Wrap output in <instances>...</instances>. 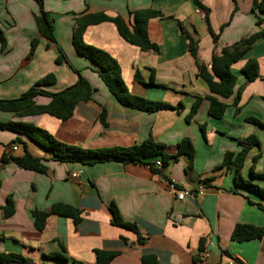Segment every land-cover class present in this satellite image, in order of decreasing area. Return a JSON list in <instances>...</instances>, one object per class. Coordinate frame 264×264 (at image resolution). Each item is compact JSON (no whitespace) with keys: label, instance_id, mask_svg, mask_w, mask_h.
<instances>
[{"label":"crops","instance_id":"1","mask_svg":"<svg viewBox=\"0 0 264 264\" xmlns=\"http://www.w3.org/2000/svg\"><path fill=\"white\" fill-rule=\"evenodd\" d=\"M208 9L210 35L202 8L192 0H43V9L54 20V38L72 64L96 90L89 101L78 102L65 120L48 114L16 117L0 111V122L20 120L42 127L61 142L83 148L130 146L150 138L175 154L177 142L188 137L193 146L191 159L179 154L155 173L148 165L106 161L93 165L59 162L51 159L36 142L10 129L0 128V158L3 153L21 155L22 145L12 151L16 137L27 150L43 159L45 171L24 169L12 161L0 162V253H16L30 264H93L94 250L115 251L108 264H141V256L151 254L160 264H264V235L242 241L230 238L235 224L264 227V211L255 203L264 200L245 189H236L233 170L221 166L226 151L237 153L240 139L255 135L259 146L249 149L240 174L264 187V179L250 177L264 170V82L245 81L241 68L255 59L258 74L264 77V35L255 39L246 53L231 65L236 75L234 92L228 97L212 94L197 76V65L189 51V41L180 21L196 41V59L207 66L213 54L257 30L264 31V13L253 9V0H200ZM152 9L164 17H141L149 40L157 50H141L126 42L109 21L88 25L83 40L107 51L120 65L128 90L152 100L175 105L177 113L160 110L147 113L119 104L94 71L95 65L79 55L72 44L74 18L102 13L132 24L131 11ZM39 6L34 0H0V99H14L34 86L48 73L55 82L45 86L57 92L75 83L77 76L65 62L57 45L38 33L34 16ZM172 18H168V17ZM260 19L259 25L256 21ZM38 44L30 53V40ZM151 72L155 85L146 84ZM139 76L137 78L136 76ZM239 89L237 105L233 104ZM214 96L226 104L223 115L208 114ZM202 97L189 121L195 97ZM46 104L43 96L34 98ZM239 108V109H237ZM105 111V125L99 120ZM257 118L261 125L247 121ZM204 127V134L201 126ZM154 161V159H153ZM158 168V167H157ZM175 179L179 189L190 191L184 200L176 199L166 181ZM11 196L13 213L6 217L1 207ZM62 203L79 211V221L48 214L41 229L34 225L32 210L48 211ZM121 218L136 225L144 240L139 243L131 230L111 223L109 205ZM60 253L66 259L52 254Z\"/></svg>","mask_w":264,"mask_h":264},{"label":"trees","instance_id":"2","mask_svg":"<svg viewBox=\"0 0 264 264\" xmlns=\"http://www.w3.org/2000/svg\"><path fill=\"white\" fill-rule=\"evenodd\" d=\"M39 6V13L34 16V21L38 33L56 43L54 38V20L51 14L43 9V0H34ZM194 5L202 8L204 11V18L210 35L215 42L217 35L213 33L208 23V9L205 8L200 0H192ZM253 9L264 13V0H253ZM132 17V24L126 25L119 17H110L102 13L83 14L74 18V28L72 32V44L79 55L88 58L93 64L98 76L108 91L114 96L116 101L128 108L138 109L147 113H152L160 110H172L177 113L183 109L182 103L175 105L169 104L165 101L152 100L143 96L131 93L121 75L120 65L114 57L107 51L87 44L83 40V32L88 25L97 24L102 21L112 22L118 34L129 44L135 45L141 50L153 49L157 50V46L152 43L147 35V31L143 26L141 17L147 15L149 17H164L158 10L143 9L130 11ZM172 18V17H168ZM260 19L256 21L259 25ZM182 33L185 34L189 41V51L191 56L195 59L197 65V76L200 77L207 85L212 94L221 97H228L233 94L236 83V75L231 69V65L238 61L246 51L251 47L252 43L258 37L264 35L263 30H257L242 37L238 41L229 46H223L220 50L213 54L209 66L199 63L196 59V41L187 33L180 21H177ZM1 48L4 47V38L0 33ZM38 44L37 38L30 40V53ZM59 53L64 58L65 62L76 74L77 79L74 84L63 88L57 92H49L44 89L45 86L51 85L55 82V76L52 73L44 75L39 81L28 90H26L19 97L14 99H0V111L9 112L16 117H24L27 115L48 114L57 119L65 120L72 116L75 105L80 102L91 100L92 94L96 90L93 88L88 80L84 78L78 68L67 58L63 50L57 45ZM241 72L245 75V81H253L256 78H261L264 82V77L258 74V65L255 59H248L241 68ZM139 78V76H136ZM149 85H155L153 80V73L151 72L149 80L146 82ZM239 89L234 96L233 104L237 105L239 99ZM36 96L47 97L49 101L46 104L35 103ZM209 100L208 114L213 118H220L226 108V104L221 102L214 96H206ZM264 100V97H262ZM202 97H195L189 112L184 116L186 121H189L195 114L196 109ZM239 109V108H237ZM100 122L105 125V111L102 109L99 114ZM247 121L261 125V122L254 117L246 118ZM1 129H10L16 133L22 134L36 142L44 151L51 155L52 160L59 162H78L82 165H93L106 161H116L122 164H144L148 165L155 173L160 172V168L155 165V160L159 159L162 166H166L169 161L176 159L179 154H186L191 159L193 154V146L188 137L181 138L176 144L175 154H168L164 152V145L156 143L150 138L143 142L133 144L130 146H112L104 148H83L77 145L67 144L56 139L50 132L42 127L36 126L29 122L20 120H11L7 122H0ZM204 134L203 125L200 127ZM242 144L241 149L233 154L226 151L223 155L221 166H225L228 170H233V183L236 189L242 188L254 194L259 199L264 200V187L253 182L250 179H244L240 174V169L244 163L245 157L249 149L253 146H259V141L255 135H249L239 140ZM22 145L23 153L21 155H12L10 153H3L0 162L6 163L8 161L14 162L21 168L34 170L38 172L45 171V166L42 164L43 159L32 155L26 147V143L20 137H16L13 141ZM154 159V161H153ZM257 159V155L252 157L250 166V177H259L264 179V170L261 173L253 171V164ZM255 205L264 211V205L256 202ZM109 211L112 216L111 223L131 230L137 236V240L141 243L144 238L139 235L137 227L134 223L125 221L121 218L116 206L111 203ZM4 216H10L14 209L11 201V196H7L5 204L1 207ZM34 225L37 229H41L43 222L48 214L63 215L72 218L74 223L79 221L78 209L57 203L53 204L48 211L32 210ZM264 235V227H256L245 224H235L230 238L235 241L248 240L253 238H260ZM116 255L115 251L108 250H94L95 261L93 264H108ZM53 257L65 260L66 258L60 254H52ZM73 264H83L77 261H72ZM30 264L25 258L16 253H0V264ZM141 264H160L156 257L151 254L141 256Z\"/></svg>","mask_w":264,"mask_h":264},{"label":"built area","instance_id":"3","mask_svg":"<svg viewBox=\"0 0 264 264\" xmlns=\"http://www.w3.org/2000/svg\"><path fill=\"white\" fill-rule=\"evenodd\" d=\"M202 14H203V16H204V13H202ZM10 149H11L12 151L17 150V145H16L15 143H13V144L10 146ZM155 165H156V167H158V168L161 167V165H162V164H161V161H160L159 159H156V160H155ZM166 183H167V186H168L169 191L172 192V193L175 195L176 199H178V200H180V201L184 200V198H185L186 196H188V195L191 194L190 191H188V190H185V189H179V188L177 187V185H176V181H175V179H173V178L168 179V180L166 181ZM9 264H16V263H9ZM229 264H237V262L231 260V261L229 262Z\"/></svg>","mask_w":264,"mask_h":264}]
</instances>
